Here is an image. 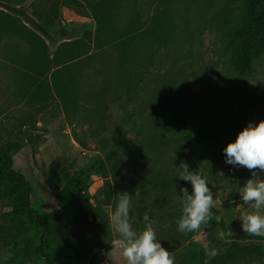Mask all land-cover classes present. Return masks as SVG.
Listing matches in <instances>:
<instances>
[{
	"label": "rangeland",
	"instance_id": "1",
	"mask_svg": "<svg viewBox=\"0 0 264 264\" xmlns=\"http://www.w3.org/2000/svg\"><path fill=\"white\" fill-rule=\"evenodd\" d=\"M77 1L11 3L24 14V23L55 51L61 42L80 38L84 27L96 28L86 0ZM162 2L170 26L131 100L117 96V53L107 50L85 70L83 93L92 96L88 105L67 113L56 97L36 114L27 104L22 74L27 45L15 37L0 39V141L23 144L14 168L35 187L33 199L51 224L49 241L58 264H90L92 259L93 264H127L112 248L119 237L110 222L122 192L131 196L133 229L143 230L147 213L174 264H187L189 237L200 235L205 226L188 233L178 229L184 207L180 188L192 191L190 181L179 179L181 161L206 178L213 192L210 220L224 219L233 232L229 234H246L240 219L252 209L243 203L240 191L252 172L227 164L223 150L249 121L258 123L264 111V54L245 76H238L230 64L231 31L241 19L242 0ZM35 10L43 12V18ZM98 91L103 98L96 102L92 94ZM178 98L191 108L193 122L185 128L165 120L166 105ZM225 114L235 123L233 131L227 126L216 135ZM30 116L36 124L20 130ZM118 130L125 134L126 147L111 154V160L121 166V175L106 178L100 168V160L106 159L104 140L113 139ZM211 138L215 140L206 145L204 141ZM7 209L0 199V220ZM72 249L78 251L76 257ZM0 264H22L14 245L1 238ZM218 264L260 262L232 258Z\"/></svg>",
	"mask_w": 264,
	"mask_h": 264
},
{
	"label": "trees",
	"instance_id": "2",
	"mask_svg": "<svg viewBox=\"0 0 264 264\" xmlns=\"http://www.w3.org/2000/svg\"><path fill=\"white\" fill-rule=\"evenodd\" d=\"M71 2L76 4L78 1L60 0L63 5ZM86 2L96 23L95 30L84 27L80 38L63 41L52 51L47 41L24 23V14L12 5L11 0L0 1V39L15 37L27 45L22 74L27 104L36 114L44 111L56 97L67 113L75 112L81 104L88 105L92 96L83 93L85 70L107 50L117 53L114 73L117 96L131 100L170 26L168 9L162 0ZM242 2L241 19L231 31L230 49V64L238 76L250 74L254 61L264 54V0ZM35 14L40 19L45 15L37 10ZM36 26L46 32L42 26ZM92 95L96 102L103 98L101 91ZM166 106L168 125L185 128L193 122L190 106L181 99ZM260 120H264V111ZM26 124L35 125L36 120L30 116L20 130ZM233 125L232 117L225 114L215 134L225 132L227 126L233 131ZM124 135L118 130L113 139L104 140L106 159L100 160V168L106 178L121 175V166L111 160V154L125 149ZM214 140L211 138L204 143L210 145ZM22 149L20 141H0V199L8 208L1 213L0 238L14 245L22 264H58L49 241L51 224L33 199L35 187L14 168L15 156ZM242 173L248 177L246 170ZM220 233L224 234L222 238H218ZM205 248L214 249L216 254L206 256ZM187 249V264H218L232 258H248L264 264V237L229 234L224 219L210 220L200 235L189 237ZM72 250L71 255L76 257L78 251Z\"/></svg>",
	"mask_w": 264,
	"mask_h": 264
},
{
	"label": "clouds",
	"instance_id": "3",
	"mask_svg": "<svg viewBox=\"0 0 264 264\" xmlns=\"http://www.w3.org/2000/svg\"><path fill=\"white\" fill-rule=\"evenodd\" d=\"M223 151L227 164L244 167L252 172L251 178L246 180L240 191L243 203L250 205L252 211L240 221L246 234L264 237V177L257 173V170L264 173V120L258 123L249 121L236 140L229 142ZM178 168L181 169L179 179L190 181L192 186L191 193L186 187L180 188L182 195L179 198L184 201V207L183 215L177 221L178 229L183 233L198 231L210 221L216 199L206 178L190 170L188 163L181 161ZM131 207L129 193H119L118 204L110 217L119 237L113 241L112 248L119 250L127 264H174L171 252L157 239L147 213L143 216V230L138 233L133 229L130 222ZM223 235L220 233L218 238ZM215 254L214 249L205 248L206 256Z\"/></svg>",
	"mask_w": 264,
	"mask_h": 264
}]
</instances>
